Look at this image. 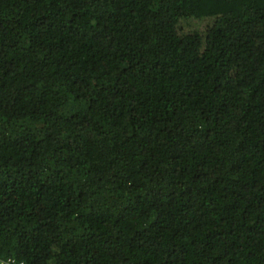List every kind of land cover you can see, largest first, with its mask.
Segmentation results:
<instances>
[{
	"label": "trees",
	"instance_id": "trees-1",
	"mask_svg": "<svg viewBox=\"0 0 264 264\" xmlns=\"http://www.w3.org/2000/svg\"><path fill=\"white\" fill-rule=\"evenodd\" d=\"M264 264V0H0V264Z\"/></svg>",
	"mask_w": 264,
	"mask_h": 264
},
{
	"label": "built area",
	"instance_id": "built-area-1",
	"mask_svg": "<svg viewBox=\"0 0 264 264\" xmlns=\"http://www.w3.org/2000/svg\"><path fill=\"white\" fill-rule=\"evenodd\" d=\"M7 264H17L16 260L14 259H8ZM23 264V263H20Z\"/></svg>",
	"mask_w": 264,
	"mask_h": 264
}]
</instances>
